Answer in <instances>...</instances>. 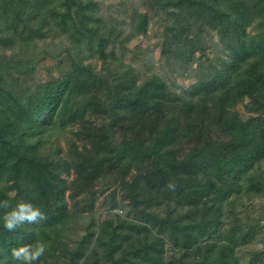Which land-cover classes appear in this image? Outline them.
<instances>
[{"label": "trees", "instance_id": "obj_1", "mask_svg": "<svg viewBox=\"0 0 264 264\" xmlns=\"http://www.w3.org/2000/svg\"><path fill=\"white\" fill-rule=\"evenodd\" d=\"M143 2L146 12L135 11L130 16L132 32L145 34L148 13L160 15L161 54L166 59H177L183 72L194 62L204 71V32L215 31L220 37L225 58L219 60L218 67L206 65L212 72L202 74L199 84L191 87L188 99L155 75L136 84L137 76L130 65L106 62L107 47H123L129 36H123L116 26L102 20L95 0H0V45L4 51L53 34L66 37L67 52L73 49L80 56L86 51L106 64L105 75H98L100 78L95 80L78 60L71 65L66 78L47 84L37 95L20 99L6 84L13 70V54L7 57L1 52L0 201L6 200L10 205L8 209L0 208L3 264H16L12 248L37 240L48 242L40 258L43 263L46 257L54 260L69 256L71 262L66 264H76L81 259L82 264H165L164 238L177 251L196 252L184 258L182 264H240L229 244H208L199 255L201 248L196 243L200 236L217 233L221 224L219 210L237 192L232 188L234 180L226 172L242 169L264 156V0ZM249 27L256 31H248ZM195 53L198 56L194 57ZM98 86L104 87L106 93L100 95ZM93 87L96 96L88 101ZM73 95L87 100L80 104L79 112L88 107L92 113L99 115L103 111L113 120L110 128L104 122L90 129L93 149L77 153L75 169L84 170L85 183L110 172L124 177L133 163H148L141 167L149 171L147 176H135L129 187L136 193L139 190L135 186L139 185L149 194L157 187L155 193L165 192L166 200L147 203L148 209L144 208L137 219H122L113 227L107 222L96 231L86 230L79 243L69 247L64 239L68 221L73 218L65 216L52 197L59 183L57 170H68V166L66 161L63 165L58 163L61 159L51 163L49 155L35 156L32 148L61 132L69 104L67 97ZM245 97L249 98V110L255 106V113L263 115L242 121L234 108ZM122 118L138 123L139 127L131 125L134 137L114 147L110 134ZM142 135L145 138L141 139ZM184 141L192 144L180 158L177 155ZM9 182L18 188L19 196L43 212L45 219L22 221V225L10 231L3 227L4 213L18 203L1 187ZM169 184L173 187L169 188ZM255 191L254 195H260L259 188ZM55 253L57 256L53 257ZM55 262L65 263L60 259Z\"/></svg>", "mask_w": 264, "mask_h": 264}, {"label": "rangeland", "instance_id": "obj_2", "mask_svg": "<svg viewBox=\"0 0 264 264\" xmlns=\"http://www.w3.org/2000/svg\"><path fill=\"white\" fill-rule=\"evenodd\" d=\"M95 2L102 20L116 26L121 30L123 36H129L128 42L123 47H119L117 44L107 47L106 62L112 65L114 61H119L121 64L130 65L137 76L136 84L144 82L146 76L155 75L171 87L175 93L183 94V99H188L189 94H192L191 87L199 84L202 74L212 72L209 67L207 69L206 65L218 67L219 60L226 56L219 35L215 31L208 30L203 34L206 37L205 57L201 60L204 71L201 72V66L194 62L189 66L187 63L188 67L183 72L179 68L177 59H166L165 55L161 54L163 28L160 15L148 13L149 24L145 34L135 35L132 32L130 16L135 11L146 12L143 0H95ZM248 31L255 32L256 30L249 27ZM181 45L179 43L180 47ZM66 46L65 36L55 37L53 34L36 40V43L25 44L14 50L4 51L1 46L0 54L2 51L7 57L13 54L11 58L13 70L10 78L7 79V88L20 99L37 95L47 84L66 78L71 72V65L78 60L87 66L95 80L100 78L98 75H105L106 64H103L101 58L86 51L78 56L73 49L67 52ZM195 56L198 54L195 53ZM3 76L5 77V74ZM95 89L91 88L90 95L87 97L88 101L92 96H96L97 90ZM97 89H99L100 95L106 93L102 86H98ZM87 100H81L76 95L71 98L67 97L69 104L61 132L42 143L41 146L32 148L35 156L44 158L49 155V159H53H50L51 163L61 159L58 163L63 165L66 161L68 166V170L63 168L57 170L59 183H56L52 197L57 206L63 209L64 215L73 218L68 221L70 230H67V238L64 239L69 247L76 246L80 239L87 234L86 230L96 231L101 226H106L107 222L113 224L112 226L108 225L109 227H113L119 220L137 219L144 208L148 209L147 203L160 200L157 202L158 204L166 200L165 192L160 195L155 193L157 187H154L152 194L143 191L139 185L135 186V190H139L136 193L133 188L129 187L135 176L141 175L143 178L147 176L149 171L146 168L141 169V167L149 165L148 163L137 166L133 163L124 177H121L120 173L110 172L102 178H94L90 183H85L83 180L84 170L82 168L75 169L77 153H85L87 149H93V136L88 134L90 129L100 126L104 122L110 128L111 121H113L103 111L98 112V115L96 112L92 113L88 107L79 112L80 104H86ZM248 103L249 98L245 97L234 108L242 121L263 115V113H255V106H251L252 110L250 111ZM131 125L139 127L138 123L134 124L133 121L123 118L120 123L113 125V131L109 134L111 135L110 142L114 147L134 137L136 133H134V128L131 129ZM215 137L212 134V138ZM142 138L145 136L142 135ZM34 140L35 138H33ZM191 144L189 141L182 142L177 156L181 158L183 154L187 153ZM60 164L58 165L60 166ZM241 168L231 173L226 172V176L234 180L232 188L237 192L232 193L219 210L218 216L221 224L217 233L209 237L206 236L207 238L204 237L205 235L200 236L196 245L201 248L200 255L206 250L205 247L208 244H229L234 248L240 264H264V156L257 157ZM1 187L4 188L5 194L9 198H14L18 202H28L19 196L20 191L13 182L3 184ZM258 188L260 195H254ZM152 209L158 211L155 207ZM88 244L85 245L88 246ZM163 250L165 264H182L184 258L196 254V252L192 253V249L175 250L168 238H164ZM56 256L55 253L53 257ZM56 259H60L62 263L64 261V264L71 262L69 256L64 259L62 257ZM56 259L51 260L50 257H46L45 263L39 259L37 264H56ZM82 262L83 259L79 262L77 260L76 264H82Z\"/></svg>", "mask_w": 264, "mask_h": 264}, {"label": "clouds", "instance_id": "obj_3", "mask_svg": "<svg viewBox=\"0 0 264 264\" xmlns=\"http://www.w3.org/2000/svg\"><path fill=\"white\" fill-rule=\"evenodd\" d=\"M169 188L173 185L169 184ZM8 201H0V208L8 209ZM3 227L7 230H15L22 221L36 222L38 219H45L43 212L35 207L31 202H18L10 211L4 213ZM48 242L37 240L31 244H23L11 249V256L16 264H37L39 259L45 254ZM3 264V261H0Z\"/></svg>", "mask_w": 264, "mask_h": 264}]
</instances>
